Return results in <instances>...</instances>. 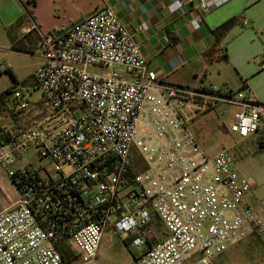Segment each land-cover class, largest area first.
Returning <instances> with one entry per match:
<instances>
[{"label":"built area","instance_id":"built-area-1","mask_svg":"<svg viewBox=\"0 0 264 264\" xmlns=\"http://www.w3.org/2000/svg\"><path fill=\"white\" fill-rule=\"evenodd\" d=\"M229 1L198 0L193 29ZM36 30L32 20L24 31ZM164 42L174 46L167 35ZM40 49L34 78L44 99L76 116L61 130L25 125L0 135V164L19 193L0 208V264H102L109 230L141 252L140 264H217L252 234L264 244V214L249 198L255 182L226 150L205 155L189 130L200 114L231 104L239 110L230 132L255 135L264 104L250 90L162 81L111 6L63 35H42ZM91 68L114 69L104 76ZM8 103L16 112L30 107L22 92Z\"/></svg>","mask_w":264,"mask_h":264},{"label":"crops","instance_id":"crops-1","mask_svg":"<svg viewBox=\"0 0 264 264\" xmlns=\"http://www.w3.org/2000/svg\"><path fill=\"white\" fill-rule=\"evenodd\" d=\"M26 1L28 6L24 5V0H19L24 11L23 22L10 23L17 25V32L10 37L11 50L24 55H34V52H20L13 48L14 44L23 38L27 41L24 48L39 49L36 70L44 63L40 49L42 35L51 32L56 36L63 35L85 22L101 8L111 6L124 26L132 33L162 81L232 93L250 90L258 101L264 104V0H230L207 14L198 30L193 29L191 25L198 0H182L186 4L177 11H174L171 5L178 0ZM32 20L38 30L25 33L24 30L32 28ZM232 20L236 22L229 29H221ZM143 22L150 26L146 32L138 30ZM166 35L171 38L174 46L165 44ZM209 78L214 80L208 85L205 80ZM3 90L0 88V100L5 107L6 104L9 105L10 98L7 94L3 95ZM5 119L4 124H1L0 120V135L30 122L26 117V110L16 112L12 108L10 115ZM257 136L264 141V123L258 133L248 139ZM0 190H4L8 198L6 203L0 199V208L19 197L17 193V197L13 198L9 186L1 181ZM249 198L252 202L251 195ZM252 236L255 234L248 238ZM240 243L241 241L232 248ZM218 258L216 262L220 264Z\"/></svg>","mask_w":264,"mask_h":264},{"label":"rangeland","instance_id":"rangeland-1","mask_svg":"<svg viewBox=\"0 0 264 264\" xmlns=\"http://www.w3.org/2000/svg\"><path fill=\"white\" fill-rule=\"evenodd\" d=\"M24 5L28 6L26 0ZM23 12L19 0H0V88L4 89V92L11 89L12 93H8L9 98L15 92H22L26 96L30 102V107L26 110V117L30 121L28 125L46 130H61L75 118L76 114L69 108L56 110L44 99L43 92L32 76L38 65L40 50L35 48L34 55H24L11 50L10 37L17 32V25L10 23L23 22ZM113 69L98 71L91 68V71L108 76ZM115 69L123 71L121 67ZM212 80L214 79L205 80L206 84L209 85ZM10 110L9 105L6 104L4 107L0 100L1 124L5 123ZM237 111V106L231 104L213 106L194 118L189 124V130L205 155L212 157L223 150L230 154L235 169L242 176L255 182L256 187L251 194L252 204L259 213L264 214V141H261L259 136L244 141L229 131ZM31 160V155L26 156L7 169L11 171L19 169ZM42 163L44 162H37L36 165ZM0 181L9 186L12 197L16 198L17 188L1 164ZM0 199L8 202L4 190H0ZM248 237L218 258L219 263L264 264L262 239L256 234ZM140 257L141 252L131 248L123 238L111 230L105 234L98 253V259L102 264H140Z\"/></svg>","mask_w":264,"mask_h":264},{"label":"trees","instance_id":"trees-1","mask_svg":"<svg viewBox=\"0 0 264 264\" xmlns=\"http://www.w3.org/2000/svg\"><path fill=\"white\" fill-rule=\"evenodd\" d=\"M236 22V20H232L228 23H226L225 25H223L221 27V29H229L234 23ZM27 41H25V38L19 40L18 42H16V44H14L13 48L16 50V51H20V52H26V53H32L34 52V49L33 48H24V44L26 43ZM8 93H12L11 89H8L7 91L3 92V95H8ZM264 144V143H263Z\"/></svg>","mask_w":264,"mask_h":264}]
</instances>
